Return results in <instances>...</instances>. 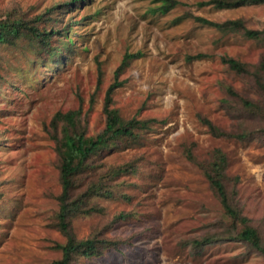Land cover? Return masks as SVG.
I'll return each mask as SVG.
<instances>
[{
    "label": "rangeland",
    "instance_id": "rangeland-1",
    "mask_svg": "<svg viewBox=\"0 0 264 264\" xmlns=\"http://www.w3.org/2000/svg\"><path fill=\"white\" fill-rule=\"evenodd\" d=\"M177 1L162 14L153 0H0V22L19 27L0 43V264L62 258L58 140L65 128L102 133L109 96L125 122H153L93 156L74 178L72 194L85 197V211L69 218L71 230L101 245L98 256H75L73 264H264L232 239L242 225L205 174L226 157L229 202L264 240V91L256 82L264 77V34L195 19L241 20L260 31L264 5ZM224 57L248 72L230 69ZM69 112L74 125L55 121ZM203 120L246 137L215 136Z\"/></svg>",
    "mask_w": 264,
    "mask_h": 264
},
{
    "label": "trees",
    "instance_id": "trees-1",
    "mask_svg": "<svg viewBox=\"0 0 264 264\" xmlns=\"http://www.w3.org/2000/svg\"><path fill=\"white\" fill-rule=\"evenodd\" d=\"M158 4L156 12L159 11L162 14L168 13L178 3L177 0H153ZM247 4H263L264 0H209L202 2L201 5H210L217 9H234ZM199 23L212 26L223 30L242 29L245 35L248 37H257L264 34V30L248 29L244 26L241 20H229L223 23L214 22L202 17H195ZM35 36L42 38V41L47 43L43 33L34 29ZM19 35V27L15 24H9L8 22H0V43L7 41L8 36ZM46 40V41H45ZM222 61L227 64L230 69L236 71L239 74L247 73V66L244 63L237 61L234 58H222ZM261 69L264 72V62L261 65ZM257 85L264 91V77H256ZM113 88L109 90L111 94ZM230 94H234L231 89H228ZM106 114L107 123L105 130L96 137H86L82 133H69L65 128L63 131V137L58 144L57 152L61 159L60 176L62 184V193L59 198L60 210L58 214V228L65 235L67 241L65 244H59L56 247L62 251V258L52 264H73L75 256H82L87 259L94 258L100 254V243L95 239L78 240L73 234L69 218L74 214L84 213L85 197H74L72 189L76 182L74 178L85 169L90 159L97 155L102 150H106L113 145H117L124 138L137 137V132L142 129L149 128L148 125L153 120H136L132 119L125 122L118 114L116 110L109 109L110 96L107 98ZM243 104L251 111L256 110L258 105L249 100H243ZM75 112H69L66 114L58 113L55 117V121L63 119L68 125L75 124ZM210 128V131L215 136H227L236 138H245L246 135H230L220 128L215 126L210 120H203ZM218 163L211 166V170L205 172L207 179L211 183L213 189L216 191L220 198L223 208L226 214L236 223L242 225L240 231H237L235 236H231L232 239H238L248 244L253 250L257 251L264 256V240L258 229L251 225V220L242 215V213L233 207L228 199L227 191L223 182L226 172L227 159L223 154H220ZM208 242V240H205ZM199 244V243H198Z\"/></svg>",
    "mask_w": 264,
    "mask_h": 264
}]
</instances>
